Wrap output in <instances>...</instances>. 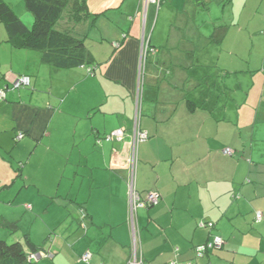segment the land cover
<instances>
[{
    "label": "crops",
    "instance_id": "obj_1",
    "mask_svg": "<svg viewBox=\"0 0 264 264\" xmlns=\"http://www.w3.org/2000/svg\"><path fill=\"white\" fill-rule=\"evenodd\" d=\"M3 1L33 25L24 0ZM87 5L94 19L61 24L84 40L94 58L92 75L84 67H51L40 52L13 48L0 21V88L14 76L30 77L29 86L9 89L0 100V200L5 187L18 185L8 154L12 137L24 133V145L34 147L31 158L66 169L70 187L58 195L72 202L81 224L61 252L73 264H87L85 254L88 264H129L131 138L145 73L139 121L149 139L139 147L136 189L142 196L159 192L161 202L138 211L144 263L264 264V0ZM143 38L157 52L141 69ZM244 87L249 94L242 98ZM118 129L125 131L123 142L98 143ZM27 187L30 194L38 190ZM30 203L20 206L34 211ZM0 217V227L10 223ZM202 222L214 228H201ZM56 223L44 222L45 234ZM216 235L223 249L197 260L195 248ZM60 256L51 258L55 263ZM48 257L45 252L39 260Z\"/></svg>",
    "mask_w": 264,
    "mask_h": 264
},
{
    "label": "trees",
    "instance_id": "obj_2",
    "mask_svg": "<svg viewBox=\"0 0 264 264\" xmlns=\"http://www.w3.org/2000/svg\"><path fill=\"white\" fill-rule=\"evenodd\" d=\"M24 1L27 11L32 15L34 20L33 25L31 27L27 26L8 4H6L3 0H0V21L7 30V34H8L7 42L15 49L35 50L40 52L42 57V62L51 67H55L59 69H72V68L84 67L86 68V71L91 68L92 72L90 74L88 72L87 73L89 75L94 74L95 71L94 58L92 57L90 51L88 50L84 40L73 35L72 30L70 31L65 29L61 24L62 21L66 20L72 25H78L80 23H83V21H87L91 18L94 19L95 16L97 15L90 13L87 5V0H24ZM155 52L157 51L155 50ZM150 53H152V51L149 52L145 57L143 61V66H145V64L147 63L148 55ZM141 83L143 85V80L141 81ZM9 89H15V88L12 85H7L5 88H0V90H4L6 92V96ZM141 130L145 131L144 129H142V127ZM20 134H23V137L25 136L24 133H19L17 135L18 141L21 140L18 139ZM148 139H149V134L147 139L139 144L138 151L140 145L147 142ZM138 151H137V163H138ZM22 168H23V164H21L18 170H21ZM136 179H137V171H136ZM151 193H157L159 195L160 197L159 203H160L161 195L157 191H149L146 193L145 196H142V194L140 193L139 194L142 200L146 202L148 195ZM158 204H156V206ZM154 206L155 205H147L145 208H139L137 210L136 212L137 227H138V211L140 209H149ZM207 223H211V222H207ZM1 226L14 233L19 230V226L17 223L5 222V223H1ZM138 231L140 235L139 228ZM45 252H46V243L43 245H36L32 242L31 238L28 235L25 237V243H21V242L8 243L7 241L0 240V264H29L32 262L39 261V260L30 261L29 260L30 255H39ZM139 252H140V248H139ZM142 260H143V264H145L144 259Z\"/></svg>",
    "mask_w": 264,
    "mask_h": 264
},
{
    "label": "rangeland",
    "instance_id": "obj_3",
    "mask_svg": "<svg viewBox=\"0 0 264 264\" xmlns=\"http://www.w3.org/2000/svg\"><path fill=\"white\" fill-rule=\"evenodd\" d=\"M170 25L171 24H168L166 26L165 32H167ZM104 43L111 45L112 41H105ZM96 47L99 48L98 46ZM145 65H147V63ZM144 85L145 73L144 82L140 87L138 96L140 116L142 115L141 100H143ZM245 94H249V91L246 87H244V89L240 92L242 98ZM11 142L15 145V147L14 150H12L8 154V164L10 166L9 169L12 171V174H14V176L19 179L18 185L20 186L13 184L12 181L10 184L13 185H8L10 187L4 188L6 191H4V193L2 194V198L4 200L12 199L14 201L13 203H9L8 201L1 202V200H3L1 198L0 216L5 215L6 217H9V220L7 221L10 223H18L19 230L14 233L6 228L0 227V240L7 241L8 243H25L26 235H29L30 237L33 235L34 240H31L35 244L40 245L46 243V252L48 253L49 257L29 264H73L72 258L68 255L67 259L65 255L66 252L62 253L61 248L64 247L65 244H67L69 248L70 246H72V244L74 243L72 242V237L77 227H80L81 219L80 221H78L79 219L77 217V214L75 213L76 210H74L75 207L72 202L69 201L68 197L65 195H58L60 189V192L63 193L67 189L66 187H70L68 186L70 182L66 181V169H61L59 163H51L49 162L50 160H45V157L43 163L41 162V157L38 158V161L35 160V156L31 158L34 147L32 146L27 149V147L24 145V140L22 139L17 142L16 137H12ZM10 149L11 148H9V150ZM29 160L31 161L29 162ZM21 164H23V168L21 170H18ZM23 172L24 177L21 176ZM30 184L35 187L37 186V189L41 191L40 197L37 198V195L35 193H38V190H34V187H32V194L27 192V186H29ZM10 190L14 192V195L8 194ZM32 196L37 199L33 200ZM25 200L35 204L34 211L30 209L25 210L24 207L22 208V206H20V204L25 202ZM11 215H14V218H11ZM53 218L57 219V227L45 234L43 223L51 222ZM84 237L86 239H90L89 236L85 235ZM67 240L70 241L67 242ZM52 246L54 250L49 252V249ZM59 254H61L59 260H56V262L54 263V260L51 258V256L53 255L57 257Z\"/></svg>",
    "mask_w": 264,
    "mask_h": 264
},
{
    "label": "built area",
    "instance_id": "obj_4",
    "mask_svg": "<svg viewBox=\"0 0 264 264\" xmlns=\"http://www.w3.org/2000/svg\"><path fill=\"white\" fill-rule=\"evenodd\" d=\"M143 4L147 7L148 5H154L157 8H160L162 4V0H141ZM155 53V50L150 47V41L149 39L146 40L143 38L142 42V58H141V69L143 66V61L147 54L149 52ZM87 72L90 74L92 72V69H88ZM11 85L15 89H19L21 87L29 86L30 84V78L27 76H14L12 80L10 81ZM6 92L4 90H0V100L5 99ZM138 114L135 119V125H134V132L133 136L131 138L132 147H133V157L131 161L130 166V177H129V196H130V226L133 233V254L131 257V260L129 261V264H143V260L140 256L139 252V245H138V238H139V231L137 227V220H136V212L139 208H145L147 205H156L159 203L160 197L157 193H151L147 197V201L144 202L140 196V194L137 192L136 189V168H137V151L138 146L141 142L145 141L148 137V133L146 131H142L140 127L139 122V116H140V109L138 107L137 109ZM23 134H20L18 139H22ZM125 138V131L123 129H118L110 134L104 136L103 138H98V143L101 141H113L117 140L119 142H123ZM226 155H232L233 151L231 149H226L224 151ZM262 215L260 213H257V221H261ZM201 228H210L212 229L214 227L213 223H205L202 222L199 225ZM225 245V241L220 236H213L210 241L203 245H199L195 248V258L197 260L204 258L209 252L211 251H220L223 249ZM44 255V253H41L39 255H30L29 260L30 261H36L39 260V258ZM91 258L90 254H85L82 257V261L84 263H89ZM171 264H197L195 262H180L177 260H173Z\"/></svg>",
    "mask_w": 264,
    "mask_h": 264
},
{
    "label": "water",
    "instance_id": "obj_5",
    "mask_svg": "<svg viewBox=\"0 0 264 264\" xmlns=\"http://www.w3.org/2000/svg\"><path fill=\"white\" fill-rule=\"evenodd\" d=\"M143 42V41H142Z\"/></svg>",
    "mask_w": 264,
    "mask_h": 264
}]
</instances>
